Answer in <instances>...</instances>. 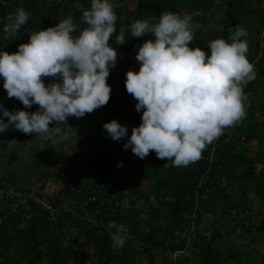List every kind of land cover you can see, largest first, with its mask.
Returning <instances> with one entry per match:
<instances>
[{"label": "trees", "instance_id": "16d2710c", "mask_svg": "<svg viewBox=\"0 0 264 264\" xmlns=\"http://www.w3.org/2000/svg\"><path fill=\"white\" fill-rule=\"evenodd\" d=\"M249 1L111 0L117 21L109 45L122 59H117L106 81L114 91L99 108L104 123L116 120L127 127L129 136L131 129L139 126L141 113L135 110L137 101L127 93L125 80L128 70L138 71L136 51L150 37L133 38L131 25L136 20L154 22L169 11L181 16L199 13L192 21V46L205 51L213 39L228 40L236 25L247 30V59L254 65L256 78L243 89L248 97L246 118L225 128L198 161L175 167L151 151L144 159L136 157L123 148L127 137L113 142L120 152L117 157L108 152L112 139L103 124L97 128L95 112L75 117L70 131L86 119V129L93 127V134L100 132L103 140L91 145L85 137L75 138L77 146L89 143V154L80 170L69 160L63 177L55 172L60 185L50 200L51 211L29 197L49 161L38 172L39 177L37 169H32L26 184L21 177L16 183L14 176L0 177V264H137L138 260L143 264H264V258L255 261L243 253L232 238L236 232L246 237L263 235L264 244V153L252 154L250 147L252 143L257 150L264 146V36L252 34L254 29L258 35L264 34V13L259 7L247 8ZM254 2L263 4V0ZM18 7L30 16L16 36L6 39L0 23V50L9 53L27 42L30 33L55 26L66 17L85 27L82 14L91 7V0H0V20ZM224 8L227 14L219 15ZM216 15L220 16L219 28L214 27ZM118 35L125 37L124 44L115 42ZM44 82L47 85L53 78H44ZM14 101L18 100L7 97L0 78V103L14 111ZM25 136L35 133L24 134L13 127L0 133L3 143ZM3 149L0 147V163ZM63 157L57 156L55 162ZM119 159L124 165H118ZM134 165L145 166L136 179L130 176ZM11 180L15 186L6 188ZM41 189L43 186L35 192L39 195ZM255 199L258 212L252 204ZM208 216V229L202 231ZM110 221L124 224L128 230L122 248L112 244L107 228ZM175 254L181 256L172 258Z\"/></svg>", "mask_w": 264, "mask_h": 264}, {"label": "clouds", "instance_id": "9594fccd", "mask_svg": "<svg viewBox=\"0 0 264 264\" xmlns=\"http://www.w3.org/2000/svg\"><path fill=\"white\" fill-rule=\"evenodd\" d=\"M196 15L169 11L154 22L136 20L131 25L133 38L150 37L136 51L138 71L128 70L125 80L141 122L130 136L116 120L105 122L103 128L113 141L127 137L123 148L140 159L151 151L175 167L188 166L225 128L246 118L248 97L243 89L256 78L247 59L248 32L236 25L228 40L213 39L205 51L192 46ZM29 16L18 7L0 20L5 38L16 36ZM116 21L111 0H91L82 14L85 27L66 17L30 33L16 51L0 50V78L7 97L19 100L24 109L38 105L34 112L9 111L0 103V133L13 127L43 138L53 131L50 124L66 123L68 117H73L72 122L106 105L111 91L106 81L117 62V51L109 45ZM115 42L122 45L126 40L118 35ZM44 78L53 82L46 85ZM107 228L113 246L122 248L126 226L110 221Z\"/></svg>", "mask_w": 264, "mask_h": 264}, {"label": "rangeland", "instance_id": "374dc122", "mask_svg": "<svg viewBox=\"0 0 264 264\" xmlns=\"http://www.w3.org/2000/svg\"><path fill=\"white\" fill-rule=\"evenodd\" d=\"M255 7L261 8L264 13V0H263V4L259 6L254 2V0H250L247 8L254 9ZM226 14H227V10L224 8L222 9V13H220L219 15H226ZM219 15H216L214 17L216 19V21L214 22L215 28H219L221 26ZM252 32H253L252 34H254V37L264 36L263 33L261 35L260 34L258 35L256 29H254ZM119 58L122 59V57H119L117 53V59ZM13 104L19 105L20 110H27L29 112H34L38 108V105H33L30 109H24L23 104L19 100L14 101ZM97 123H98L97 128L102 125L100 120ZM92 129L93 127L92 128L89 127L88 129H86L87 133H89V136L88 137L84 136V137H86L87 140H89L91 145H93L95 140H97L98 142H102L103 140L102 134L100 132L93 134ZM63 132L67 135L70 132V128H68L67 126H63L62 132L60 131L59 135H57L56 137L53 134V131L43 138L40 135H35L32 137L25 136V138L23 139L20 140L15 139L5 143L2 142V138L0 137V147L4 148L3 149L4 159L0 163V177H4L6 179L8 178L12 179V177L14 176L15 183L17 182V180L19 181L21 177L23 183H26L31 179L30 177L32 173L31 169H37L40 171L42 166L46 164L47 161L53 159L54 157L56 158L58 156L56 151H60V153L67 152L70 158L74 160V154L76 151L73 150L74 146L71 144V142H69L70 140L68 141V139L61 138V136H64ZM251 150L255 151L254 148H251ZM260 151L264 152V146ZM45 152H47L46 155H44ZM51 152L54 154H52ZM48 154L49 156H47ZM41 156L44 157L46 156V157L44 159L41 158ZM142 168L143 167H139V169ZM38 177H39V173H38ZM39 179L40 178L36 179L38 180L37 182L40 181ZM37 182L35 184H37ZM9 186L10 187L15 186L12 180L11 182L7 183L6 188H8ZM55 188L56 186L52 184L51 186L47 187L46 192L52 193L55 190ZM252 204L254 210L258 212L257 209L259 207V203H257V200L255 199V201H252ZM263 217H264V213H263ZM209 220H210L209 216L205 217V223L201 228L202 231L208 229ZM254 234H258V233L255 232ZM262 236L263 235H259L257 239L253 235L246 237L236 232L232 236V238L236 239L237 247L241 248L243 253L248 254V256L254 259L255 261H260L261 259L264 258V244L261 242V238H260ZM179 256L181 255L175 254L172 258ZM137 264H143V263L142 261L138 260Z\"/></svg>", "mask_w": 264, "mask_h": 264}, {"label": "built area", "instance_id": "2783aa9c", "mask_svg": "<svg viewBox=\"0 0 264 264\" xmlns=\"http://www.w3.org/2000/svg\"><path fill=\"white\" fill-rule=\"evenodd\" d=\"M13 109H19V105L17 104H12ZM73 117H68L66 122H71V119ZM75 154H74V160L70 157L68 159H62V161L55 162L56 158L54 157L53 159L49 160V163L46 164L45 167V173L43 177H40V181L37 182V184L33 185V190H37L39 187L43 186V189L38 192L32 191L29 194V197L38 205L42 206L46 211H51V206H50V200H52V197L56 195L57 190L59 189L60 183L56 182L55 178V172L59 171L60 177H63L66 171V168H68V162L69 160L72 161V165L74 167H77L78 164H81V162H84V160L88 157V150L89 148V143L82 144L77 148ZM78 170V168H77ZM54 184L56 186L55 190L52 193L46 192L47 187L51 186ZM128 230L126 231V237H128Z\"/></svg>", "mask_w": 264, "mask_h": 264}, {"label": "crops", "instance_id": "0c3cea01", "mask_svg": "<svg viewBox=\"0 0 264 264\" xmlns=\"http://www.w3.org/2000/svg\"><path fill=\"white\" fill-rule=\"evenodd\" d=\"M111 89V91L110 92H112V91H114V89L113 88H110ZM93 112H95V114H97V122H99V120L101 121V123L102 124H104V117L101 115V110L100 109H96V110H94ZM75 118V117H74ZM81 119V118H80ZM99 119V120H98ZM74 124V121L73 122H66V123H53V124H50L49 126H50V128L51 129H54L53 130V134L55 135V137L57 136V135H59V133H56L55 132V129H57V128H59L60 129V131L62 132V129H63V126H67L68 128H71L72 127V125ZM86 119H83L80 123H79V125H78V128H76V129H74L73 131H70L67 135L64 133L63 135L64 136H68L69 137V139H68V141L69 142H71V137L73 136V141L75 140V138H84V136H86V137H88L89 136V133H87V131H86ZM64 136H61V138H63ZM85 137V138H86ZM64 139V138H63ZM96 141V140H95ZM113 140H110V142H109V145H108V152L110 151V152H112L115 156H120V152H117L116 150H115V148H114V146H113ZM71 144L74 146L73 147V150L74 151H76V150H78L77 148L79 147V146H77V145H75L76 143L75 142H71ZM254 143H252V144H250V147L251 148H254L255 149V151H252L251 150V153L252 154H254V153H256L257 152V149L254 147V145H253ZM258 152L260 153L261 151L258 149ZM52 153V152H51ZM56 153H57V155L58 156H61V157H63V159H65V158H68V157H70L69 156V154L67 153V152H63V153H60V151H56ZM261 153H264V152H261ZM47 154V152H45L44 153V155H46ZM52 154H54V153H52ZM47 156H49V154L47 155ZM72 156V155H71ZM46 157V156H45ZM45 157L44 156H41V158H44L45 159ZM121 157V156H120ZM122 164H123V160L122 159H119L118 160V165H120V166H122ZM80 165L81 164H78V166H77V168L80 170ZM124 165V164H123ZM139 167H143L142 169H139ZM32 170V169H31ZM36 172H37V174H38V172H39V170H36ZM141 172H145V166H143V165H134L133 167H132V169H131V173H130V176H131V178H133V179H136L137 177H138V175H139V173H141ZM23 182V181H22ZM30 181H28V182H26V183H29ZM25 183V184H26ZM146 185V184H145ZM144 188L146 189V186H144Z\"/></svg>", "mask_w": 264, "mask_h": 264}]
</instances>
